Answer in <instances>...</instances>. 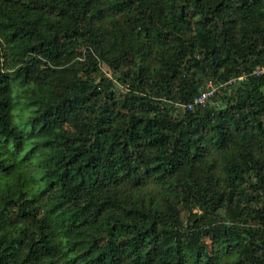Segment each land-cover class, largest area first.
Instances as JSON below:
<instances>
[{
    "label": "trees",
    "instance_id": "1",
    "mask_svg": "<svg viewBox=\"0 0 264 264\" xmlns=\"http://www.w3.org/2000/svg\"><path fill=\"white\" fill-rule=\"evenodd\" d=\"M263 67L264 0H0V264H264Z\"/></svg>",
    "mask_w": 264,
    "mask_h": 264
},
{
    "label": "built area",
    "instance_id": "2",
    "mask_svg": "<svg viewBox=\"0 0 264 264\" xmlns=\"http://www.w3.org/2000/svg\"><path fill=\"white\" fill-rule=\"evenodd\" d=\"M260 73H264V67L254 70V74H260ZM243 78L244 77H241L240 79ZM223 86H225V84L216 85L213 82H209L208 87L202 90L201 93L194 98L193 102L188 104L186 107L192 109L195 106H203V107L206 106L208 103H210L213 100L216 91L222 88Z\"/></svg>",
    "mask_w": 264,
    "mask_h": 264
},
{
    "label": "rangeland",
    "instance_id": "3",
    "mask_svg": "<svg viewBox=\"0 0 264 264\" xmlns=\"http://www.w3.org/2000/svg\"><path fill=\"white\" fill-rule=\"evenodd\" d=\"M107 70V69H106ZM212 102V101H211Z\"/></svg>",
    "mask_w": 264,
    "mask_h": 264
}]
</instances>
